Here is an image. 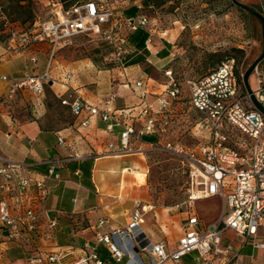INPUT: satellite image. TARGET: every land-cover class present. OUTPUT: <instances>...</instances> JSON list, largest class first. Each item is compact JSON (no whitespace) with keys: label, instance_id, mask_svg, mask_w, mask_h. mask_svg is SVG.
Masks as SVG:
<instances>
[{"label":"built area","instance_id":"obj_1","mask_svg":"<svg viewBox=\"0 0 264 264\" xmlns=\"http://www.w3.org/2000/svg\"><path fill=\"white\" fill-rule=\"evenodd\" d=\"M122 2L124 0H76L66 4L65 0H48L49 12L46 17L37 15L27 31L11 29L5 45L7 52L24 53L29 47L47 41L50 56L40 73L26 72L18 78L0 74V81L10 84L6 97L0 98V104L11 99L20 89L29 90L36 95L37 103H41L44 86L52 81L51 57L58 49L71 44L74 37L93 36L112 43L123 31L146 28L149 20L145 15L124 17L118 12ZM259 12L264 16L263 4ZM124 53L122 47L113 51L120 64L124 63ZM30 60L34 61L35 57L31 56ZM252 73L255 78L252 93L264 108V72L256 65ZM164 75L167 80L157 97V109L145 102L146 83L140 79L132 81L140 104L134 119H131L133 108L114 107L116 94L112 91L103 97L100 104H95L83 98L73 86L62 84L66 91L58 99L72 115L80 117L79 126L86 127L93 119H98L105 124L108 135H114L115 129H118V142H107L101 155L143 153L148 149L175 157L185 174L186 202L218 196L221 200L220 215L217 220L201 228L198 217L190 213L182 222V236L173 248L168 249L163 242L146 240L140 228L145 208L135 200L125 226L109 224L107 229L96 231V242L104 243L115 261L125 258L123 264H163L167 260L178 262L183 255L192 251L196 252L195 260L198 263L212 264L208 255L230 260L237 250L232 244H222L225 230L251 239L253 248L264 250V235L260 238L257 235L259 228H264V114L254 106L250 94L246 92L234 58L222 60L216 68L198 78L186 79L190 106L201 114L200 126L207 130L206 141L194 147L164 139L170 122L167 113L170 100L183 95L171 70H164ZM226 126L238 131L237 140L231 141L224 131ZM146 135H156L158 140L145 143V147L135 146ZM57 139L59 144L66 145L63 137L58 136ZM68 148L73 158L96 156L92 152H79L72 144ZM30 166V163L0 155V193L11 192L21 201L27 196L32 182L37 189L36 198L40 202L44 200L48 180L58 175L51 165L46 173L31 181L24 175ZM19 202L12 204L7 198L0 197V228L6 231L8 238H21L24 231L34 232L40 216L46 212L39 207L18 210ZM105 222L104 218H100L97 227ZM55 224L56 219L52 218L48 226ZM57 259L56 254H37L30 256L27 263L53 262ZM73 264H103V261L95 249H91Z\"/></svg>","mask_w":264,"mask_h":264},{"label":"crops","instance_id":"obj_2","mask_svg":"<svg viewBox=\"0 0 264 264\" xmlns=\"http://www.w3.org/2000/svg\"><path fill=\"white\" fill-rule=\"evenodd\" d=\"M129 1L124 0L118 8L122 16L145 15L147 8L151 7L150 0H137L136 4H130ZM142 29L148 32L146 28ZM173 29L175 34L181 31L176 26ZM170 33L172 34V31ZM149 40L148 32L142 48L132 47L135 51L133 56L141 51L151 52ZM170 43V40L160 34L159 41L156 40L153 47L157 60L162 61L167 57ZM31 56L35 57L34 61L30 60ZM43 57H46V53H43L41 48L32 52L27 49L24 53L17 54H8L4 49L0 50V74L18 78L26 72L40 73L46 66V58L45 61L41 60ZM42 65L43 67L40 68L39 66ZM133 65L136 64L129 66ZM18 67L21 70L17 69ZM54 81L52 79L47 85L58 98L61 94L52 87ZM128 84L132 87L131 83ZM9 88L8 82L0 81V98L6 97ZM77 91L81 93L80 90ZM21 94L25 93L22 91ZM81 95L85 98L83 94ZM3 103L0 104V155L30 163L31 166L24 175L31 181L46 173L51 165L54 166V173L58 177L52 176L48 180L47 194L41 202L36 198L37 189L32 182L27 196L21 201L11 192L0 193V197L7 198L12 204L20 201L18 210L39 207L46 211L40 216L37 229L34 232L24 231L21 238H8L5 230L0 228L2 238L0 264H28V258L37 254H56L58 259L35 264H73L91 249H95L103 264H123L125 258L115 261L107 246L96 242L95 233L107 229L109 224L124 227L135 200L140 201L145 208L140 219V228L146 240L154 243L163 242L168 249L173 248L182 236V222L190 213L198 217L201 228L218 219L221 212V200L218 196L199 199L192 203H187L185 199L184 206L176 215L170 214L167 208L157 209L148 203L150 200L146 179L141 184L134 177L135 171L143 172V170L144 178L146 176L147 160L144 152L122 155L100 154L105 150L107 142H118L117 128L114 135L110 136L104 129L105 124L98 119H93L88 126L81 127L78 124L79 118L72 115L64 106H59L58 114L61 115L62 108L67 109L72 119L61 125L50 117V110L44 102L40 105L35 104L33 100V107L16 104L11 111ZM58 136L64 138L65 146L58 143ZM146 136H152L153 139L136 142L135 146L145 147V143L158 140L156 135ZM71 144L79 152H92L96 156L84 159L70 157L71 150L68 146ZM87 162H91L92 165L89 170L86 169L88 171H85L83 167ZM209 199H216L220 203L217 213L204 212L198 206V202ZM195 204L198 212L195 210ZM52 218L56 219V224L49 227L48 223ZM100 218H104L106 222L103 226L97 227ZM257 235L258 238L264 235L263 227L259 228ZM222 244H232L237 250L236 255L230 260L223 256L208 255L207 257L212 259V264H264V250L253 248L251 239H246L231 230H225ZM193 252L195 251L183 255L178 262L167 260L163 264H204L194 262L196 254L194 256Z\"/></svg>","mask_w":264,"mask_h":264},{"label":"rangeland","instance_id":"obj_3","mask_svg":"<svg viewBox=\"0 0 264 264\" xmlns=\"http://www.w3.org/2000/svg\"><path fill=\"white\" fill-rule=\"evenodd\" d=\"M31 1L33 2L31 12L16 6L14 0L0 3V50L6 51L5 45L11 29L27 31L37 15L42 18L47 16L48 0ZM237 1L258 11L261 5H264V0ZM150 2L151 7L147 8L145 15L149 20L146 29L149 32L151 52L146 53L143 62L133 66L127 65L134 53L129 45L125 46L122 59L124 63L120 64L112 49L102 39L76 36L71 44L58 49L51 57L50 75L55 80L52 87L63 94L66 88L61 84L71 85L95 104H100L101 101L97 99L112 91L116 94L114 107L133 108L131 119H134L136 108L140 106L138 94L129 84L127 86L124 84L134 79L145 82L147 89L145 102L151 103L153 108L157 109V97L163 89L162 84L167 80L164 70H171L173 79L183 90V95L179 99L170 100L167 110L170 122L164 139L177 140L194 147L206 141L207 130L200 126L201 114L190 106L186 79L198 78L216 68L222 60L231 57L235 60L237 73L243 74L261 53V24L232 0H150ZM129 3L136 4L137 0H130ZM175 26L181 30L180 33L175 34L173 29ZM160 34L171 41L167 57L162 61L157 60L153 52L154 42L159 41ZM37 48L46 53V57L41 60L45 61L46 58L47 62L50 56L49 43L44 41L29 47L28 50L32 52ZM6 53L10 54L7 51ZM258 66L264 72V57ZM39 67L42 68L43 65ZM17 69L21 70L19 67ZM248 82L251 88H255L252 72ZM25 90H18L3 105L8 106L10 111L16 104L33 107L32 101L37 104V97L29 90ZM22 91L25 94H21ZM42 102L49 108L50 117L56 119L58 124L64 125L71 121L67 109L62 108L61 115L58 114L57 110L62 105L48 85L44 89ZM135 124L139 126L136 121ZM224 131L231 137V141L238 139V131L230 126H226ZM144 155L147 160L146 176L144 178V170L137 171L143 175L137 180L143 184L146 179L150 200L148 203L157 209L167 208L170 214L176 215L184 206L186 197L185 174L179 161L167 153L154 150L146 149ZM197 204L202 211L212 214L218 212L220 205L216 199L200 201ZM195 210L199 211L196 204ZM193 254L195 256L196 252Z\"/></svg>","mask_w":264,"mask_h":264},{"label":"trees","instance_id":"obj_4","mask_svg":"<svg viewBox=\"0 0 264 264\" xmlns=\"http://www.w3.org/2000/svg\"><path fill=\"white\" fill-rule=\"evenodd\" d=\"M5 1L6 0H0V3H3ZM65 1H66V4H71V3L75 2L76 0H65ZM14 2H15V5L18 7L23 8V9H27L29 12L32 11V3L33 2L31 0H14ZM243 11L247 15L252 16L250 13L246 12L245 10H243ZM31 16H33V14H31ZM19 31H21V30H19ZM147 37H148V32L145 31L144 29L138 27V28H135L133 30H128L125 33H122L121 35H117L114 38V41L112 43H108L105 40H103V42L106 43L112 49V51L116 50L118 47H122L123 49H125L126 45H129L131 48L135 47V48L140 49L143 47L144 42L147 39ZM132 51H134V50H132ZM146 53H148V52L147 51H141L140 53H138L134 56L132 55L131 58L129 59L127 65H132V64H137V63L143 62L145 60ZM128 83H132V82L129 81ZM46 86L47 85L44 86V89ZM58 101H59V99H58ZM59 104H60V102H59ZM75 117H77V116H75ZM78 118L80 120L79 116H78ZM142 139L148 141V140L153 139V137L152 136H144ZM91 165H92L91 162H87L86 163L87 167L86 166L83 167V170L88 171L91 168ZM86 169H88V170H86ZM107 249L109 250V252L112 255V252L110 251V249L108 247H107ZM112 257H113V255H112Z\"/></svg>","mask_w":264,"mask_h":264},{"label":"water","instance_id":"obj_5","mask_svg":"<svg viewBox=\"0 0 264 264\" xmlns=\"http://www.w3.org/2000/svg\"><path fill=\"white\" fill-rule=\"evenodd\" d=\"M233 3L235 5H237L238 7L242 8L243 10H245L246 12L250 13L252 16H254L256 19L259 20L260 24H261V36H262V50L261 53L259 54V56H257L251 63L250 65L247 67V69L244 71V73L241 76V81L243 83V86L246 90L247 93L250 94V98L254 104V106L261 111L264 114V108L259 104V102L256 100V98L254 97L253 93H252V89L249 85L248 82V78L249 75L251 74V72L253 71L254 67L256 65L259 64V62L263 59L264 57V16L256 9L248 6L245 3L239 2L237 0H232ZM51 83V81L49 82V84Z\"/></svg>","mask_w":264,"mask_h":264},{"label":"bare ground","instance_id":"obj_6","mask_svg":"<svg viewBox=\"0 0 264 264\" xmlns=\"http://www.w3.org/2000/svg\"><path fill=\"white\" fill-rule=\"evenodd\" d=\"M136 178L141 179L143 175L139 174L137 171L134 172Z\"/></svg>","mask_w":264,"mask_h":264}]
</instances>
